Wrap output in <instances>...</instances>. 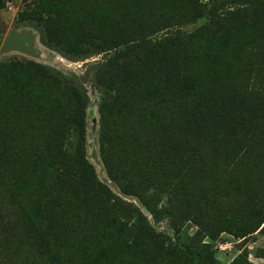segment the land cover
<instances>
[{
  "label": "trees",
  "instance_id": "16d2710c",
  "mask_svg": "<svg viewBox=\"0 0 264 264\" xmlns=\"http://www.w3.org/2000/svg\"><path fill=\"white\" fill-rule=\"evenodd\" d=\"M23 2L15 24L47 48L103 55L100 154L122 195L88 158L85 82L0 61V264H216L223 232L264 235V0Z\"/></svg>",
  "mask_w": 264,
  "mask_h": 264
},
{
  "label": "rangeland",
  "instance_id": "374dc122",
  "mask_svg": "<svg viewBox=\"0 0 264 264\" xmlns=\"http://www.w3.org/2000/svg\"><path fill=\"white\" fill-rule=\"evenodd\" d=\"M211 3L212 0H203ZM24 8L23 0H7L3 8L0 9V61L16 60H35L55 67L67 75H77L84 82L90 96V106L88 108V158L94 164L98 177L107 183L110 188L117 194L122 195L118 186L109 178L106 167L100 154L99 128L100 115L98 112V104L100 101V92L96 88L95 75L103 71L101 64L103 63V55H97L86 60L71 61L59 53L47 48L39 40L38 32L30 26H17L15 24L19 12ZM203 20L197 21L195 24L185 27L191 30L202 23ZM18 32L24 35L30 42L25 43L21 49L10 48L3 50L6 38L12 33ZM125 197V196H124ZM140 205L145 213L146 209L134 197H127ZM186 227L189 234H193L198 227L192 223H188ZM158 230L166 231L171 236L174 235L173 230L169 228V222L163 221L155 224ZM209 238L205 242H209ZM212 249L216 260V264H231L233 259L244 250L248 251V259L254 264H264V257L256 255L257 249H264V235L254 234L250 238L244 240L236 238L234 235L223 232L217 239L211 241Z\"/></svg>",
  "mask_w": 264,
  "mask_h": 264
},
{
  "label": "water",
  "instance_id": "95a60500",
  "mask_svg": "<svg viewBox=\"0 0 264 264\" xmlns=\"http://www.w3.org/2000/svg\"><path fill=\"white\" fill-rule=\"evenodd\" d=\"M30 42L27 40V38L18 33V32H12L5 40L3 45V50L6 51L10 48H18L21 49L25 43Z\"/></svg>",
  "mask_w": 264,
  "mask_h": 264
}]
</instances>
